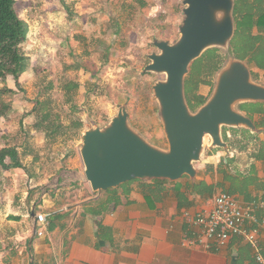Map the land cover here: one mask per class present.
<instances>
[{
	"label": "rangeland",
	"instance_id": "374dc122",
	"mask_svg": "<svg viewBox=\"0 0 264 264\" xmlns=\"http://www.w3.org/2000/svg\"><path fill=\"white\" fill-rule=\"evenodd\" d=\"M16 7L29 25L21 44L26 67L18 78L0 79V95L11 105L0 118V150L17 147L23 167L6 170L0 165L4 230L9 228L8 200L27 212L30 205L23 204L24 191H31L32 198L35 192L52 195L60 181L75 180L76 172L84 170V132L107 126L122 106L135 131L149 143L169 148L153 90L166 75L145 67L151 62L149 55L160 52L154 42L175 43L184 19L183 0H18ZM217 49L222 66L234 57L230 49ZM207 51L186 76L185 87L192 97H209L215 86L218 70L204 69L213 56ZM252 77L264 84V70L253 68ZM72 83L78 87L68 90ZM45 113H50L49 119ZM78 122L82 127L76 126ZM210 152L197 167L204 170ZM33 184L39 186L29 189Z\"/></svg>",
	"mask_w": 264,
	"mask_h": 264
},
{
	"label": "crops",
	"instance_id": "0c3cea01",
	"mask_svg": "<svg viewBox=\"0 0 264 264\" xmlns=\"http://www.w3.org/2000/svg\"><path fill=\"white\" fill-rule=\"evenodd\" d=\"M251 118L256 131L223 129L227 148L207 144L205 152H211L204 170L196 166L195 178L145 181L153 185L152 196L144 195L145 186L139 181L98 195L83 170L76 172L79 175L70 184L60 181L55 194L35 192L32 198L31 191H24L23 204L30 205L27 212L8 200L9 228H0V264H30L31 256L34 264H258L253 248L239 236H233L219 250L190 243L196 227L187 216L211 210L214 195L228 189L244 204L261 205L256 215L264 246V116ZM200 183L215 188L214 194L209 197L196 192ZM76 185L79 187L71 192ZM38 186L33 184L29 189ZM33 210L46 215L47 221L37 223L44 234L33 237L30 251Z\"/></svg>",
	"mask_w": 264,
	"mask_h": 264
},
{
	"label": "water",
	"instance_id": "95a60500",
	"mask_svg": "<svg viewBox=\"0 0 264 264\" xmlns=\"http://www.w3.org/2000/svg\"><path fill=\"white\" fill-rule=\"evenodd\" d=\"M183 5L179 39L173 44L156 40L154 45L160 52L149 55L151 62L145 67V71L166 75L153 90L169 148H159L135 131L127 108L122 106L107 126L90 128L82 137L84 175L98 195L133 180L195 178L196 163L202 160L207 141L213 148L229 146L224 127L257 130L240 105L264 102V84L253 79L251 68L242 59L231 57L221 67L212 94L196 111L186 96L191 64L209 49H229L236 30L235 0H183ZM32 216L30 251L37 232L34 210ZM30 264H34L33 256Z\"/></svg>",
	"mask_w": 264,
	"mask_h": 264
},
{
	"label": "trees",
	"instance_id": "16d2710c",
	"mask_svg": "<svg viewBox=\"0 0 264 264\" xmlns=\"http://www.w3.org/2000/svg\"><path fill=\"white\" fill-rule=\"evenodd\" d=\"M17 1L0 0V79H5L9 75L18 78L22 70L26 67V58L21 51V44L27 38L29 25L19 17L16 7ZM234 17L236 30L230 42V53L234 57L247 61L251 67L264 70V0H235ZM207 53L210 55L213 54V56L205 64V67L203 66L205 71L210 73L219 71L223 65L222 63H224L222 55H219V57L217 55L220 54L219 49H209ZM77 87L78 84L72 83V85L68 86V90ZM186 96L192 109L198 108L208 99V97L202 95L192 97L189 87H186ZM240 109L247 112L251 117L255 114L264 116V102L245 103L240 105ZM10 110L11 105L3 100L0 95V118L5 116ZM44 117L49 119L50 113H45ZM51 124L52 122L50 126ZM76 126L80 128L82 127V123L78 122ZM47 127L49 126L47 125ZM0 165L6 170L23 167L17 147L5 146L0 150ZM209 168L212 170L215 169L212 165ZM225 178L229 182H232L231 177L225 176ZM134 181H139L144 184L145 196H152L151 191L153 185L140 180H133L127 182V184ZM155 181L163 183L166 180ZM216 186L218 187V185ZM113 190L116 189H108L103 193L110 194ZM195 190L198 193H204L211 197L214 194L215 188H210L205 183H200ZM224 191L231 192L228 189Z\"/></svg>",
	"mask_w": 264,
	"mask_h": 264
},
{
	"label": "built area",
	"instance_id": "2783aa9c",
	"mask_svg": "<svg viewBox=\"0 0 264 264\" xmlns=\"http://www.w3.org/2000/svg\"><path fill=\"white\" fill-rule=\"evenodd\" d=\"M43 193H47L44 191ZM213 208L197 212L189 217V223L196 227L195 237L190 243L199 244L207 250H219L226 246L233 236L242 237L254 250L255 260L264 264V246L260 240V223L256 211L261 205L257 203L244 204L235 195L220 190L213 198ZM46 215L37 214V223L45 224ZM38 236L44 230L37 226Z\"/></svg>",
	"mask_w": 264,
	"mask_h": 264
},
{
	"label": "flooded vegetation",
	"instance_id": "af4514ba",
	"mask_svg": "<svg viewBox=\"0 0 264 264\" xmlns=\"http://www.w3.org/2000/svg\"><path fill=\"white\" fill-rule=\"evenodd\" d=\"M249 65V64H248ZM249 67L251 68V72H252V75H253V68H255V67H251L250 65H249ZM257 68V67H256ZM259 69V68H258ZM248 115V114H247ZM250 116V115H249ZM251 117V116H250ZM224 129H225V127H224ZM225 131V130H224ZM226 133V132H225Z\"/></svg>",
	"mask_w": 264,
	"mask_h": 264
}]
</instances>
